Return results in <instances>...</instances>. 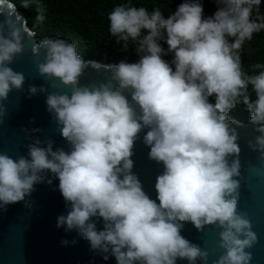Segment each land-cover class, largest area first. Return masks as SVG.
<instances>
[{"label": "clouds", "instance_id": "9594fccd", "mask_svg": "<svg viewBox=\"0 0 264 264\" xmlns=\"http://www.w3.org/2000/svg\"><path fill=\"white\" fill-rule=\"evenodd\" d=\"M260 4L216 0L210 16L201 0H182L167 16L159 7L115 5L108 32L123 50L131 44L138 59L111 66L114 86L80 85L88 62L72 42L46 37L33 46V54L44 52L38 74L72 89L49 92L45 100L68 148L34 139L26 155L0 152V209L21 201L30 207L34 186L54 178L67 207L56 227L75 230L105 260L208 264L207 250L181 234L190 222L198 231L219 229L222 252L213 264H251L257 235L237 210L240 149L228 114L245 107L258 133L249 147L264 159V63L252 65L251 74L241 63L244 43L264 30ZM22 51L20 30L0 25V101L23 88L24 74L10 67ZM37 91L28 88L30 95ZM142 132L148 158L163 166L154 199L132 172V148Z\"/></svg>", "mask_w": 264, "mask_h": 264}, {"label": "water", "instance_id": "95a60500", "mask_svg": "<svg viewBox=\"0 0 264 264\" xmlns=\"http://www.w3.org/2000/svg\"><path fill=\"white\" fill-rule=\"evenodd\" d=\"M6 21L18 28L22 35L23 51L17 55L10 67L22 72L25 80L21 90H13L6 100L0 101L4 114L0 117V152L13 158L26 155V146L34 139L41 142L51 140L53 149L68 145L60 136L54 117L46 110V96L49 92H71L58 80L42 77L37 72V64L44 58L39 49L33 54L32 48L41 40L30 26L28 18L11 0H0V25ZM87 67L81 76L80 85L89 87L101 82L114 86L111 79V66L100 60L88 59ZM35 86V95L28 92L29 86ZM43 87L45 92H40ZM230 127L235 128L239 154V199L237 210L247 214L257 242L249 250L252 253L251 264H264V159L258 151L249 147V141L255 142L258 135L249 122L229 116ZM33 129H39L33 132ZM143 132L138 136L132 148V172L140 180L144 191L155 198V178L163 166L148 158V147L142 142ZM231 162V158L229 160ZM58 181L51 184L39 183L27 201L30 207L21 201L0 209V264H115L113 257L107 260L102 254L90 249L86 240L75 230L65 231L56 227V218L66 214L67 207L57 188ZM97 229L102 227L97 222ZM218 232L215 226H205L197 230L190 222L183 224L181 234L193 244L208 252V264L221 254L218 248ZM68 241L62 244L61 241ZM177 264H186L177 261ZM196 264H202L197 260Z\"/></svg>", "mask_w": 264, "mask_h": 264}, {"label": "trees", "instance_id": "16d2710c", "mask_svg": "<svg viewBox=\"0 0 264 264\" xmlns=\"http://www.w3.org/2000/svg\"><path fill=\"white\" fill-rule=\"evenodd\" d=\"M26 14L30 26L37 32L40 40L46 37H59L76 45L84 60L93 59L108 63L121 60L134 62L138 59L134 47L130 44L123 50L115 37L108 32L107 15L119 3H132L151 10L159 7L167 16L175 11L182 0H11ZM203 14L210 16L216 10V0H201ZM27 4V7L24 5ZM260 12L264 14V0H261ZM41 14L44 15L41 16ZM43 18V19H42ZM38 25V27H36ZM162 47H166L163 45ZM171 59V55L164 57ZM241 63L249 74L256 71L252 65L264 63V30L253 34L241 49ZM229 116H238L249 121V112L243 105L231 110Z\"/></svg>", "mask_w": 264, "mask_h": 264}, {"label": "rangeland", "instance_id": "374dc122", "mask_svg": "<svg viewBox=\"0 0 264 264\" xmlns=\"http://www.w3.org/2000/svg\"><path fill=\"white\" fill-rule=\"evenodd\" d=\"M41 16H43V18H44V15H43V14H41ZM43 18H42V19H43ZM237 117H238V116H236L235 118H237Z\"/></svg>", "mask_w": 264, "mask_h": 264}, {"label": "bare ground", "instance_id": "6f19581e", "mask_svg": "<svg viewBox=\"0 0 264 264\" xmlns=\"http://www.w3.org/2000/svg\"><path fill=\"white\" fill-rule=\"evenodd\" d=\"M36 27H38V25H36Z\"/></svg>", "mask_w": 264, "mask_h": 264}]
</instances>
